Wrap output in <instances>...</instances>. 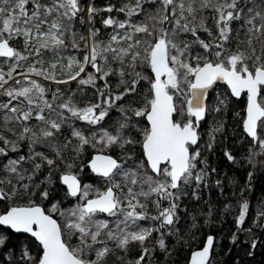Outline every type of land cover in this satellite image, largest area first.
Wrapping results in <instances>:
<instances>
[{"label":"snow or ice","instance_id":"6c2138e0","mask_svg":"<svg viewBox=\"0 0 264 264\" xmlns=\"http://www.w3.org/2000/svg\"><path fill=\"white\" fill-rule=\"evenodd\" d=\"M260 182L264 0H0V264H255Z\"/></svg>","mask_w":264,"mask_h":264},{"label":"trees","instance_id":"16d2710c","mask_svg":"<svg viewBox=\"0 0 264 264\" xmlns=\"http://www.w3.org/2000/svg\"><path fill=\"white\" fill-rule=\"evenodd\" d=\"M212 21L209 20V24L211 25ZM97 25L99 26V19H97ZM105 29L101 28V37H103L104 33H105ZM47 59V57H46ZM73 87H75V85H73ZM87 98V97H85ZM236 175L238 177H242L241 173H236ZM241 183L243 182L242 179L240 181ZM264 182H260V183H256L254 185V189L251 192L245 191V193L243 194L245 197L250 198V200L252 201V211L255 210V205L258 202L260 196L262 193H264V187L261 186V184ZM225 191L229 194L228 195V199L233 200V202H235V199H240L241 197L238 195L235 197V199H233V197L231 196V186H229L228 188L225 189ZM236 191L238 192V188L236 189ZM216 198V192H213V199L215 200ZM227 228H231V217L229 216L228 218V223L226 224ZM116 264H118V262H116ZM162 264H172L171 258H169L168 261L164 262L162 261ZM255 264H264V254H261V252H257L256 254V258H255Z\"/></svg>","mask_w":264,"mask_h":264}]
</instances>
